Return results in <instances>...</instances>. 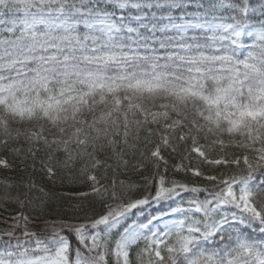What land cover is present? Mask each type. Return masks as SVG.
I'll list each match as a JSON object with an SVG mask.
<instances>
[{"label":"snow or ice","instance_id":"obj_1","mask_svg":"<svg viewBox=\"0 0 264 264\" xmlns=\"http://www.w3.org/2000/svg\"><path fill=\"white\" fill-rule=\"evenodd\" d=\"M10 204L0 264H264V0H0Z\"/></svg>","mask_w":264,"mask_h":264},{"label":"trees","instance_id":"obj_2","mask_svg":"<svg viewBox=\"0 0 264 264\" xmlns=\"http://www.w3.org/2000/svg\"><path fill=\"white\" fill-rule=\"evenodd\" d=\"M38 183L41 181L38 178ZM45 191L52 197L49 203V211L54 215H71L76 210V205L79 203L81 207H84L86 210L89 208L87 202H78L75 200L69 199L71 191L66 186H61L59 181L56 182H45L44 183ZM139 194V193H137ZM38 195V193H37ZM59 198V199H57ZM16 211H19L16 205H8L7 210L4 206H0V229L7 227L4 223L5 219L10 215L14 214ZM25 214L29 216L35 215L32 209H24Z\"/></svg>","mask_w":264,"mask_h":264}]
</instances>
